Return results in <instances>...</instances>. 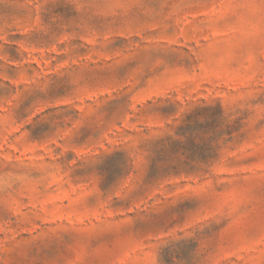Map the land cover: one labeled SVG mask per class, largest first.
<instances>
[{
	"label": "rangeland",
	"instance_id": "obj_1",
	"mask_svg": "<svg viewBox=\"0 0 264 264\" xmlns=\"http://www.w3.org/2000/svg\"><path fill=\"white\" fill-rule=\"evenodd\" d=\"M0 264H264V0H0Z\"/></svg>",
	"mask_w": 264,
	"mask_h": 264
}]
</instances>
